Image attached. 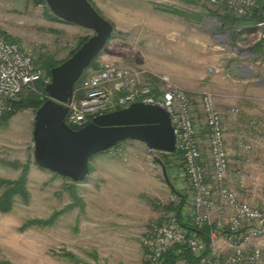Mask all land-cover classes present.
<instances>
[{
	"label": "rangeland",
	"instance_id": "1",
	"mask_svg": "<svg viewBox=\"0 0 264 264\" xmlns=\"http://www.w3.org/2000/svg\"><path fill=\"white\" fill-rule=\"evenodd\" d=\"M41 1L0 0V32L36 56L42 53L58 61L75 49L79 38L93 32L49 18L52 14L45 0ZM88 1L114 27L112 38L97 56V66L108 61L138 70L153 84L158 77L167 76L183 90H195L186 92L192 98L200 135L202 130L206 134L198 110L200 96H214L228 149L227 184L241 200L264 210V142L253 139L249 127L252 120H264V50H258L262 44L255 43L252 30L233 37L230 24L221 23L222 12L200 0H195L196 5L180 0ZM165 7L182 14L156 9ZM146 22L150 24L143 25ZM232 73L251 75L252 100L245 99L244 84L232 83ZM232 85L233 89L239 87L234 98ZM232 108L238 111L233 117ZM35 111L23 109L7 121L0 119V178L17 179L26 167L29 193L26 205L16 198L10 212L0 213V259L11 264L147 262L143 236L162 220V214H174L162 208L173 194L156 161L162 160L161 154L128 140L112 147L111 153L106 150L91 156V171L81 182L54 177L33 161ZM239 139L254 146L249 160L236 156ZM201 140L205 155L206 137ZM168 161L178 167L175 173H168L178 186L182 162L175 156ZM236 170L241 178L234 176ZM57 211L62 213L51 225L20 230L26 222L48 220Z\"/></svg>",
	"mask_w": 264,
	"mask_h": 264
},
{
	"label": "built area",
	"instance_id": "2",
	"mask_svg": "<svg viewBox=\"0 0 264 264\" xmlns=\"http://www.w3.org/2000/svg\"><path fill=\"white\" fill-rule=\"evenodd\" d=\"M200 1L236 18L260 7L261 15L252 24L251 34L255 43L264 45V0ZM142 77L136 69L99 62L97 68L85 70V78L63 105L67 108L64 122L72 129L132 103L157 106L168 114L176 139L175 152L182 162L181 184L176 186L186 196L182 217L194 228H205L207 241L196 233L188 235L174 220V214H162L160 223L142 239L147 263L164 264V254L174 247L173 264H264V210L241 200L227 184L228 149L214 96L203 93L198 102L206 129L204 155L191 96L167 76L158 77L157 84ZM49 82L50 77L36 64V55L9 42L0 32V116L12 110L22 93L36 92V83L45 86ZM229 112L234 116L238 111L232 108ZM249 127L253 139L264 142V120H252ZM236 145V156L249 160L254 151L252 143L239 139ZM234 176L241 178L239 170ZM170 202L178 201L172 195Z\"/></svg>",
	"mask_w": 264,
	"mask_h": 264
},
{
	"label": "water",
	"instance_id": "3",
	"mask_svg": "<svg viewBox=\"0 0 264 264\" xmlns=\"http://www.w3.org/2000/svg\"><path fill=\"white\" fill-rule=\"evenodd\" d=\"M58 20L93 32L70 57L50 69L44 86L47 99L35 111L32 129L33 161L72 182L88 174V160L124 141L143 143L148 151L174 154L176 139L170 118L160 107L132 103L126 108L95 116L74 130L64 122L74 84L102 52L114 27L88 0H45ZM164 180L169 184L163 171Z\"/></svg>",
	"mask_w": 264,
	"mask_h": 264
},
{
	"label": "trees",
	"instance_id": "4",
	"mask_svg": "<svg viewBox=\"0 0 264 264\" xmlns=\"http://www.w3.org/2000/svg\"><path fill=\"white\" fill-rule=\"evenodd\" d=\"M181 2L185 4H190V5H196L195 0H180ZM42 3L44 2L43 0L41 1ZM93 6V5H92ZM161 11H167L171 12L174 14H179L180 11L174 10L173 8H156ZM97 11V10H96ZM98 12V11H97ZM99 13V12H98ZM100 14V13H99ZM182 14V13H180ZM261 13H260V7L255 8L252 10L250 15L241 17V18H236L228 13H224L221 18H222V25L224 26L226 24H230L232 27V24H235L237 28H243V32L248 33L249 30H251L252 24L259 19ZM49 18H53L58 20L56 17L53 15H50ZM3 34V33H2ZM5 35V34H4ZM6 39L11 42V43H16V41L12 40L11 38L7 37L5 35ZM89 36H84L81 37L77 40L76 42V47L75 49L71 50L68 55H66L65 58L61 60H53L51 57H48L46 54L40 53L38 56H36V64L39 65L45 72V74L49 77L50 76V69L59 65L63 61H65L68 57H70L87 39ZM112 36L110 37V39ZM264 50V46L258 45V50ZM264 54V52H262ZM97 57L94 59V61L90 64V66L87 68H97V63H96ZM85 78V71L83 74L80 76L78 81L74 84V90L81 84L83 79ZM36 92L33 91H27L22 93V95L19 97L20 99L14 102L13 108L9 113L3 114L0 116V119L3 121H7L12 115H14L17 111L23 110V109H33V111L37 110L41 104L47 99V95L44 92V85L40 83L35 84ZM74 130H77L74 128ZM118 145V144H117ZM106 152V151H105ZM161 154L162 160L157 159V163L161 166L162 170L167 174L168 180L170 182V188H171V193L173 196L176 197L177 203H168L166 206H163V209L167 210H172L174 212V220L183 228L187 230L188 235H192L193 233H196L197 236L201 237L204 241H207V236H206V229L205 228H194L188 219H185L182 217V211L184 209V204H185V194L182 193L181 190L176 188V186L173 184V182L169 179V174L175 173L177 166L171 165L168 161L169 157L175 156L179 157L178 152H175L174 154H165V153H159ZM90 159V158H89ZM11 166L17 168L16 165L9 163ZM173 167V168H172ZM180 170V169H179ZM177 169V171H179ZM91 167L89 166L88 163V173H90ZM26 175H27V168L24 167L22 169V173L17 179L14 180H9V179H4L0 178V213H8L12 210V207L15 203V199H19L20 203L23 205H26L28 203L29 199V193L26 188ZM54 177H58L57 175L53 174ZM65 179V178H64ZM64 208L63 210H65ZM62 211H57L54 212L52 217L48 220H30L26 222L22 227L21 231L27 229L28 227L35 225L38 227H46L54 223L55 219L57 218L58 215H60ZM160 223L157 222V224ZM67 258L70 260H75L78 262V259L72 255L65 254ZM175 259V249L174 247L168 250L164 254V264H173ZM0 264H11L9 261L0 259ZM143 264H147V262H144Z\"/></svg>",
	"mask_w": 264,
	"mask_h": 264
},
{
	"label": "crops",
	"instance_id": "5",
	"mask_svg": "<svg viewBox=\"0 0 264 264\" xmlns=\"http://www.w3.org/2000/svg\"><path fill=\"white\" fill-rule=\"evenodd\" d=\"M220 12H222V14H224V13H226L224 10H219ZM150 24V22H146V24H144L143 23V25H149ZM143 25H141V26H143ZM135 26V25H134ZM228 27H230V28H232V32H233V37H236V36H238L240 33L242 34V33H244V34H246V32H243V28H236V25L235 24H232V27L231 26H228ZM236 78V80H234ZM242 78V79H241ZM251 78V79H250ZM235 83L236 85H238V86H241V84H244V86H243V90H244V93H245V99H250V100H252V93H253V90H254V86H253V81H252V77H251V75H250V77L248 78L246 75H244V76H240V75H237V74H235V73H232V83ZM230 88V87H229ZM239 87H236V88H234L233 89V85H232V97L234 96H236V93H235V91H237L236 89H238ZM235 90V91H234ZM186 91L188 92V93H196V91L195 90H190L189 88H186ZM235 93V94H234ZM233 97V98H234ZM233 117V116H232ZM204 128V127H203ZM235 129H236V126H234V124L232 123V132H235ZM204 130H202V133H201V135H200V138H204V137H206L205 136V134H204ZM233 140V139H232ZM201 141H203V140H201ZM204 142V141H203ZM233 143H234V146H235V142H234V140H233ZM229 144V143H228ZM236 144H237V142H236ZM237 146V145H236ZM261 164H264V160H263V162L261 163ZM254 170H258V168L256 169V167L255 168H253ZM261 171V173L260 174H262V172H263V170L262 169H260ZM254 176H258L257 174H254Z\"/></svg>",
	"mask_w": 264,
	"mask_h": 264
}]
</instances>
